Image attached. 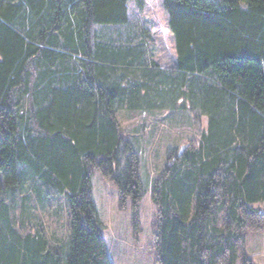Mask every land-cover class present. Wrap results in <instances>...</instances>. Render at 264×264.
Here are the masks:
<instances>
[{"label":"trees","instance_id":"1","mask_svg":"<svg viewBox=\"0 0 264 264\" xmlns=\"http://www.w3.org/2000/svg\"><path fill=\"white\" fill-rule=\"evenodd\" d=\"M131 1L146 6L0 0V264H111L93 170L118 186L122 205L139 206L143 187L116 114L178 107L192 80L206 124L182 154L170 148L156 178L158 263L256 264L243 241L264 227L254 206L264 202V0H163L182 79L170 97ZM47 187L67 195L69 247L28 220L27 201L45 202Z\"/></svg>","mask_w":264,"mask_h":264},{"label":"rangeland","instance_id":"2","mask_svg":"<svg viewBox=\"0 0 264 264\" xmlns=\"http://www.w3.org/2000/svg\"><path fill=\"white\" fill-rule=\"evenodd\" d=\"M130 6L132 23L142 21L143 27L149 30L153 42V58L160 68H165L166 73L159 74L157 79H172L167 86L164 82L159 87L160 92L167 96L171 94L170 84L174 89L178 88L182 79L177 73L175 37L163 0H146L142 11L138 10L134 1H131ZM195 83L192 80L186 84L185 95L178 100V107L166 104L151 109H124L116 114L125 137H128L140 155L143 187L139 206L135 207L131 199L122 205L118 186L104 177L100 170H93L92 194L98 217L103 223L102 233L111 264H159L153 239L157 211L153 188L157 176L165 167L170 148L177 149L189 139L198 138L205 127L206 118L202 116V110L195 107L198 101V94L194 91ZM151 98L152 96L147 97ZM29 188V184H25L21 192ZM41 189L40 187L39 190ZM47 190L51 191V188L47 187ZM51 192L45 202H41L34 195L30 196L27 201L30 217L28 220L44 228L50 243L57 246L68 243L69 247L68 198L64 192ZM21 196L18 195L17 198ZM254 206L264 211L263 201L254 203ZM243 249L256 264H264V227L245 232Z\"/></svg>","mask_w":264,"mask_h":264},{"label":"water","instance_id":"3","mask_svg":"<svg viewBox=\"0 0 264 264\" xmlns=\"http://www.w3.org/2000/svg\"><path fill=\"white\" fill-rule=\"evenodd\" d=\"M188 147V144H184V145H182L181 147H180V154H182L184 151H185V149Z\"/></svg>","mask_w":264,"mask_h":264}]
</instances>
